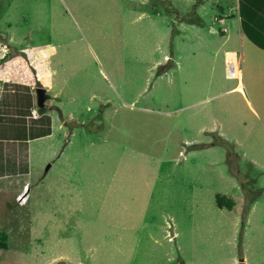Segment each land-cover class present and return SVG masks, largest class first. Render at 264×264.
<instances>
[{"label":"rangeland","instance_id":"374dc122","mask_svg":"<svg viewBox=\"0 0 264 264\" xmlns=\"http://www.w3.org/2000/svg\"><path fill=\"white\" fill-rule=\"evenodd\" d=\"M193 7L0 0V71L20 82L0 75V100L28 113L39 98L24 84L48 87L62 111L34 148L62 154L19 189L0 180V264H264V78L249 87L262 67L242 59L251 105L225 77L237 40L211 35L219 24ZM5 114L0 138L21 135Z\"/></svg>","mask_w":264,"mask_h":264},{"label":"crops","instance_id":"0c3cea01","mask_svg":"<svg viewBox=\"0 0 264 264\" xmlns=\"http://www.w3.org/2000/svg\"><path fill=\"white\" fill-rule=\"evenodd\" d=\"M178 1H183L185 4L188 5L194 4L193 13L197 14V16L202 12L209 10L210 15H213L211 19L209 16V21L217 22L219 24L218 28L212 27V24L208 26L209 33L211 35H215L224 39V42L233 41L235 39L238 42L236 47L231 46L230 49L224 50L237 51L239 53L241 62L245 58L248 63L247 65L251 70H255L262 67L260 70H256L254 73L250 74L249 87L253 84L256 85L259 78H264V0ZM179 18L183 20V17L180 16ZM200 19L203 23L201 17ZM193 22L190 23L183 21L181 24L183 27H189L190 29H192L194 31V34L197 36L202 31V28L199 29L197 27V23ZM244 46L247 47V50L242 49L244 48ZM23 73L24 71L22 72V74H20L21 77H24ZM52 73L53 72L48 68L46 70H43L41 73L37 72L35 74L32 73L31 75L35 77L39 75L40 77L45 78L49 77ZM0 75L3 77L2 81L4 83H9L13 85L20 83L17 78H9L7 76H4V72L0 71ZM26 76L28 78L30 77L29 70L27 71ZM24 85L28 86L29 90H23L22 93L28 96H31L34 89L36 90L38 88H35L31 84ZM41 88L45 89L46 94L50 92V88L48 87ZM234 88L235 86L229 90L239 91L240 93H242L246 102L251 103L252 105V99L249 95L248 88L246 87V82L244 81L243 71L241 79V89L238 90ZM254 88L255 90H257L256 87ZM1 90L2 86L0 87V91ZM12 90L13 88L11 89L10 93H13ZM4 91L8 93L7 90ZM45 100L46 98L44 99V101ZM50 101L52 102V99ZM33 102L34 101H31L28 107V113H25L23 112L22 107L19 109L17 106H14L11 101L8 100L6 103L0 100V120L6 116V112H10V116L11 118H13V120L21 119L18 122L23 123L16 124L15 126H13L15 128L21 127V130H23L21 135L9 136L8 138H0V180H6L8 182H11L18 189L20 188L19 182L23 181V186L24 183L27 182V178L35 174L34 171L38 165V162L42 158H44L45 156L48 157V155L52 156V154L54 156H56L57 154H59L60 156L62 154V150L60 151V153H58V149L56 151L51 150L50 154L45 153L41 150L38 151V149L34 152V148L37 145V141H42L44 139L52 137V128L54 126L53 120L54 118L56 120V114L54 113L58 111L61 116L62 111L54 104H45V111L43 113H39ZM54 108H56V110ZM44 116H46L45 119L47 122L45 121L42 123ZM63 120L64 119L60 120V123L57 125V129H62ZM64 135L67 136L66 132ZM45 149L49 150L51 149V146H46ZM21 191L22 190H20L18 194H20ZM25 191L26 188L20 194V198L25 195V193L27 192ZM244 264H246L245 261Z\"/></svg>","mask_w":264,"mask_h":264},{"label":"built area","instance_id":"2783aa9c","mask_svg":"<svg viewBox=\"0 0 264 264\" xmlns=\"http://www.w3.org/2000/svg\"><path fill=\"white\" fill-rule=\"evenodd\" d=\"M223 61L225 77L229 79H236V86H238L242 79V62L239 53L234 50H224ZM236 86L234 89H236Z\"/></svg>","mask_w":264,"mask_h":264},{"label":"trees","instance_id":"16d2710c","mask_svg":"<svg viewBox=\"0 0 264 264\" xmlns=\"http://www.w3.org/2000/svg\"><path fill=\"white\" fill-rule=\"evenodd\" d=\"M189 22L191 23L192 21H189ZM194 23L199 24L198 21H194ZM3 39L5 40V37ZM9 55H11V54L7 53L2 58H0V63L3 60H5L7 57H9ZM43 98L44 99L45 98H49V95L44 93L43 94ZM36 104H37V106H36L37 111L39 113H43L45 111V109H46L44 101L38 99L36 101ZM215 203H216L218 208H226L228 210H231L233 208L234 204H235V201H234L233 198H231V197H229V196H227V195H225L223 193H216L215 194ZM180 264H185V263L183 261H181Z\"/></svg>","mask_w":264,"mask_h":264},{"label":"water","instance_id":"95a60500","mask_svg":"<svg viewBox=\"0 0 264 264\" xmlns=\"http://www.w3.org/2000/svg\"><path fill=\"white\" fill-rule=\"evenodd\" d=\"M36 93H37V96L40 100L44 101V98H43V94L45 93V89L44 88H41V87H38L36 89ZM49 167V165L46 167V169Z\"/></svg>","mask_w":264,"mask_h":264}]
</instances>
